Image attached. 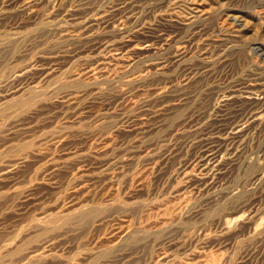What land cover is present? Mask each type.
I'll list each match as a JSON object with an SVG mask.
<instances>
[{
  "label": "rangeland",
  "instance_id": "374dc122",
  "mask_svg": "<svg viewBox=\"0 0 264 264\" xmlns=\"http://www.w3.org/2000/svg\"><path fill=\"white\" fill-rule=\"evenodd\" d=\"M263 110L264 0H0V264H264Z\"/></svg>",
  "mask_w": 264,
  "mask_h": 264
},
{
  "label": "bare ground",
  "instance_id": "6f19581e",
  "mask_svg": "<svg viewBox=\"0 0 264 264\" xmlns=\"http://www.w3.org/2000/svg\"><path fill=\"white\" fill-rule=\"evenodd\" d=\"M131 44V43H130ZM123 50H126L123 48ZM122 50V51H123ZM131 52V51H130ZM143 52V51H142ZM101 53V52H100ZM100 53H97L98 55H100ZM97 55V56H98ZM92 59V58H91ZM141 60V59H139ZM95 61V60H94ZM101 61V59H100ZM143 61H141L142 63ZM150 72V71H149ZM22 73V71H21ZM156 74V73H155ZM243 101L245 102L246 104V107L244 110H241V113L240 114H237L234 113V115L231 117V120L228 122V124L225 126V128L223 129L226 133V137H227V140L228 141H238L242 138L243 134L245 135L246 134V131L244 133V129L245 128H253L255 126H257L259 123V114L260 112L258 111V109L256 108L255 105L258 104V100L255 99V97H253L252 95H248L247 97L245 98H242ZM233 101V100H232ZM242 101V102H243ZM236 102L238 103V101L236 100ZM260 102V101H259ZM232 103V102H231ZM235 103V102H234ZM174 107V106H173ZM172 108V106H171ZM170 109V108H168ZM168 109L166 111H168ZM163 111V110H162ZM165 111V112H166ZM170 111V110H169ZM264 111V110H263ZM155 113V112H154ZM228 116V115H227ZM263 116V115H262ZM226 121V120H225ZM195 127V126H194ZM221 127V126H220ZM133 128V127H132ZM250 130V129H249ZM189 132V131H188ZM193 132V131H192ZM248 132V131H247ZM190 133V132H189ZM195 134V133H194ZM210 140V138L208 139ZM215 140V139H213ZM211 141V140H210ZM220 141V140H219ZM226 140H223V142H225ZM227 141V142H228ZM207 142V141H206ZM221 142V143H223ZM199 143V142H198ZM204 143V140L203 142ZM210 145V144H209ZM207 146V145H206ZM198 147H199V144H198ZM218 147V146H217ZM225 148V147H223ZM212 149H215V148H212ZM205 154V153H204ZM165 155V154H164ZM218 155H219V151H215L213 152L212 150H210L206 156V158H204L205 160L207 159V161H211L213 160L214 163L217 161V158H218ZM192 158V157H191ZM193 159V158H192ZM211 159V160H210ZM202 161V160H201ZM229 161V160H228ZM233 162V161H232ZM231 162V163H232ZM205 166L209 165L207 162L204 164ZM202 165V166H204ZM229 165V164H227ZM223 167V166H222ZM227 167V166H225ZM199 169V168H198ZM206 180V179H205ZM208 180V179H207ZM231 193V192H230ZM233 195V194H232ZM212 199V198H211Z\"/></svg>",
  "mask_w": 264,
  "mask_h": 264
}]
</instances>
